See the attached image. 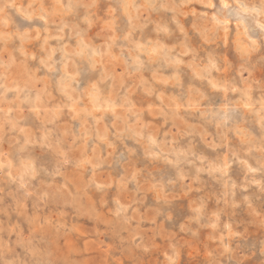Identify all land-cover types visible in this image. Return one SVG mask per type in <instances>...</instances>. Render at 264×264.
Returning a JSON list of instances; mask_svg holds the SVG:
<instances>
[{"label":"rangeland","instance_id":"obj_1","mask_svg":"<svg viewBox=\"0 0 264 264\" xmlns=\"http://www.w3.org/2000/svg\"><path fill=\"white\" fill-rule=\"evenodd\" d=\"M0 9V264H264V0Z\"/></svg>","mask_w":264,"mask_h":264},{"label":"bare ground","instance_id":"obj_2","mask_svg":"<svg viewBox=\"0 0 264 264\" xmlns=\"http://www.w3.org/2000/svg\"><path fill=\"white\" fill-rule=\"evenodd\" d=\"M224 2V1H223ZM222 2V3H223ZM228 2V1H227ZM97 3V2H96ZM177 4V3H176ZM21 5V4H20ZM40 5V4H39ZM110 5V4H109ZM127 5V4H126ZM207 6V5H206ZM211 6V5H210ZM225 7V6H224ZM243 8V7H242ZM245 8V7H244ZM103 9V8H102ZM113 9V8H112ZM1 10V9H0ZM251 10V9H250ZM38 11V10H37ZM246 11V10H245ZM253 12V11H252ZM115 13V12H114ZM260 14V13H259ZM7 17V16H6ZM110 19V18H109ZM99 21V20H98ZM225 21V20H224ZM227 21V20H226ZM225 21V22H226ZM223 22V21H222ZM1 23V22H0ZM227 23V22H226ZM120 26V25H119ZM240 32V31H239ZM21 34V33H20ZM12 35V34H11ZM89 38V37H88ZM138 38V37H137ZM124 42V41H123ZM5 46V45H4ZM39 47V46H38ZM238 51V50H237ZM106 52V51H105ZM128 52V51H127ZM175 52V51H174ZM189 52V51H188ZM141 53V52H140ZM248 57V56H247ZM65 58V57H64ZM103 58V57H102ZM84 60V59H83ZM141 60V59H140ZM210 61V60H209ZM24 62V61H23ZM84 62V61H83ZM89 65V64H88ZM136 68V67H135ZM98 69V68H97ZM194 71V70H193ZM129 72V71H128ZM67 74V73H66ZM260 74V73H259ZM217 76V75H216ZM155 77V76H154ZM250 77V76H249ZM157 81V80H156ZM224 81V80H223ZM254 83V82H253ZM131 87V86H130ZM218 88V87H217ZM155 92V91H154ZM98 95V94H97ZM149 95V94H148ZM103 96V95H102ZM172 97V96H171ZM194 100V99H193ZM198 101V100H197ZM93 103V102H92ZM118 103V102H117ZM197 106V105H196ZM112 107V106H111ZM91 111V110H90ZM181 113V112H180ZM190 114V113H189ZM138 116V115H137ZM180 119V118H179ZM184 121V120H183ZM131 122V121H130ZM177 122V121H176ZM148 123V122H147ZM187 126V125H186ZM106 127V126H105ZM217 128V127H216ZM157 133V132H156ZM35 134V133H34ZM225 135V134H224ZM155 140V139H154ZM109 146V145H108ZM232 147V146H231ZM144 151V150H143ZM178 152V151H177ZM2 153V152H1ZM226 154V153H225ZM218 162V161H217ZM2 164V163H1ZM4 164V163H3ZM38 168V167H37ZM94 173V172H93ZM250 177V176H249ZM134 179V178H133ZM47 195V194H46ZM15 205V204H14ZM68 212V211H67ZM64 220V219H63ZM226 247V246H225ZM119 257V256H118Z\"/></svg>","mask_w":264,"mask_h":264},{"label":"snow or ice","instance_id":"obj_3","mask_svg":"<svg viewBox=\"0 0 264 264\" xmlns=\"http://www.w3.org/2000/svg\"><path fill=\"white\" fill-rule=\"evenodd\" d=\"M225 7H227V5H225Z\"/></svg>","mask_w":264,"mask_h":264}]
</instances>
